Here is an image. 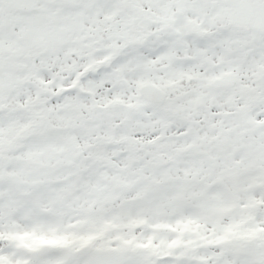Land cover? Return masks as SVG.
<instances>
[{"label":"snow or ice","instance_id":"1","mask_svg":"<svg viewBox=\"0 0 264 264\" xmlns=\"http://www.w3.org/2000/svg\"><path fill=\"white\" fill-rule=\"evenodd\" d=\"M0 264H264V0H0Z\"/></svg>","mask_w":264,"mask_h":264}]
</instances>
